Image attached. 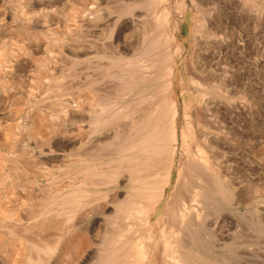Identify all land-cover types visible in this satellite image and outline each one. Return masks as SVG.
<instances>
[{"label": "bare ground", "instance_id": "bare-ground-1", "mask_svg": "<svg viewBox=\"0 0 264 264\" xmlns=\"http://www.w3.org/2000/svg\"><path fill=\"white\" fill-rule=\"evenodd\" d=\"M111 1L112 0H91L92 4L90 3L88 5L87 4L88 0H76L74 3L70 0H30L27 6L28 8L26 7L25 10L20 6H15L13 4L6 6L7 8L4 16L5 20L8 23H17L19 27L26 26L29 29L28 32L39 31L40 33L45 34L46 30L49 28V26L46 24L48 22L56 21L59 16L56 13L57 11L55 10V7L59 5H62V7L65 5L69 6L70 3H72L70 4L71 6L70 10L73 14L69 15L67 19L68 24L73 23L81 34L85 32L87 35V33L89 34L90 30L97 31L102 26L108 28L109 27L108 25H110L111 23H112L111 25H114L115 27V29L111 33H109V36L105 37L106 39L102 38L103 41H107L108 43H110L108 45L105 44L106 42L99 44L100 46L93 45L91 43L92 41L83 42L75 37L76 39H72L69 41L65 40L66 42L64 40H60L57 38L52 39L51 40L52 44L56 48H60V49H53V48L47 49V47L44 48L42 42L39 40L38 42L35 43L34 42L35 39L34 41L32 39L30 40L29 47L21 46L19 48H15L11 50L6 49L7 47L0 48V98L2 99L1 100L2 102L0 104L1 110H6L8 107L7 117L10 121L14 120V117L17 115V111L16 109L15 110L13 109L12 104H13L14 94L17 92V89L19 90V88H17L19 85L16 86L14 82L19 77L18 73L27 74L26 77L22 76L20 78L22 79L21 83L22 81H24L22 83V88L25 89L24 91L26 94V101H29V104L31 105V108H29V110L21 112L25 122L22 126L23 128H21V126H19L17 123L16 125L13 126L8 124V126L10 125L11 127H17L16 129L18 130L22 129L21 131L23 133L28 132V138H30L29 140L35 139L34 142L36 141V146H39L40 149L42 148V146H46L43 144L45 142L48 143L47 142L48 137L51 135V133H53V130L50 128V125L47 122H45L46 119L47 118L48 120L52 119L53 117H55L56 113L58 116L62 113L64 114L65 112H67V114L70 113L69 115L71 116L72 114L75 113V110L69 109L71 108L69 106L65 108L62 105L51 104L49 103V101L51 100L45 102L43 96H46L47 92L38 93L40 91L39 90L36 91L32 87L28 89L27 84L28 82L30 83V81H28V69L31 70V68H35V71L32 70L33 73L32 72L29 73L31 76L34 77L38 75V77H41L46 75L47 79L50 81L49 77L53 76V74H55L56 71L59 69V61L61 59V56L72 60L73 63L78 64L84 62L81 61V59L90 55L91 51L94 52L96 51L97 55L98 54L99 55L102 54L104 56L113 55L112 57H114V59L118 58L117 60L111 59L109 66H118V65L121 66V70L119 69L122 72L121 91L119 93L117 92L118 94L116 97L108 98V100L98 102L100 109H99V116L98 115L97 116L101 117L102 115L104 116L106 114H111V116L116 117L118 115L119 116L121 115L122 123L121 125L119 123L120 126L119 125L114 126V128L116 129L114 130L112 128L110 134L105 135L106 134L105 132L104 137H102L101 143H103L105 145L104 147H106L107 150H109V152L105 151L104 148V153L105 154L110 153V154L108 155L106 154V156H104L105 154L100 152L101 157L102 154H104L103 155L104 158L106 157L111 161L107 165V172L105 178H102L98 184H95L93 182L95 181L94 180L95 178L92 179L91 177L99 176V171L101 169L99 168L100 169L99 170L97 167L93 165L92 166L89 165V163H92L93 160H97L96 157L99 156L100 154H97L96 156L95 155L96 153L94 151H91L92 149H95V147L91 149L93 143L92 142L91 147H89L90 150H88L92 152V153L90 152L92 155L94 152V156L96 157L94 158L93 156L92 158V155L89 152L88 153L86 152L88 149L87 146L90 144H88L87 146L85 145L87 139L90 140V138L93 137V135L96 132H99V130L102 127H105L107 123H110V119L109 120L106 118L105 120L102 119L103 120L102 125L100 124L102 120L94 121V126L93 124L91 125L88 124V127L90 126L89 128L90 130H88L89 135H87L86 132H83L84 134L81 135L77 141L72 140L73 137L68 139L67 136L68 140H66L63 144H59L58 143L59 139H58V142L55 143L56 145L54 144L53 148L50 147L52 149L49 150L51 153L55 152L56 155H53V157L50 158L44 155V151L43 153H39L34 149H28L25 147L21 148L20 151L18 152L15 150V148L16 149L18 148L17 146L19 143H20L19 145H21L20 142L21 139L18 140L17 144L16 143L11 144L9 138L8 141L6 138H4V141L6 139L7 143H5L6 141L5 142L1 141L3 139L2 136L0 142L5 143L2 145L6 147L7 155L11 153L12 156L10 158L14 159L15 156H17L18 158L17 162L18 161L21 162L22 160L21 159L19 160L18 156H21V154L24 156L27 153L28 160L25 162L22 161L23 164L22 163L20 164L22 165V169L24 170L22 174H20L18 170L14 168L12 163H11L12 166L11 164L8 163H5L3 165V169L8 173V177L5 173L3 174L0 173L1 194L4 193L5 195H7V193L5 192L9 190L10 186L13 187L14 190L17 188L18 189L25 188L27 185L20 183V180L23 177L27 179L26 181H28V178H30V180L36 183L37 185L36 187L38 189V190L36 189L38 191L37 193H42L44 189H46V192L45 191L43 192L47 193L48 188H44L45 186L42 187L40 185V182L47 181L49 178H54L51 172L54 169L51 170V168H56L55 167L56 165L55 166L52 165L53 160L55 162L61 161L62 159L60 158V156L61 154H63L61 152H64V150L68 152V150L72 147H74L75 150L77 149L76 151L78 152L77 159H79L81 165L83 166L81 167L82 170L80 172L81 175L84 176L83 181L80 182L79 184L81 185V187L86 185L87 183L86 179L91 178L93 181L91 179L90 180L94 183L92 184L94 188L101 186L102 188L104 187L106 189L107 187L114 186L111 184L112 183L114 184L116 182L117 184L122 183L125 187L130 186V191L128 190L127 192H124V191L116 190L115 193H113V195L110 193V195H112L110 197H106L104 194L106 199L105 197H103V195L102 197L106 200V202L99 205L96 204L97 206L95 207L96 208L95 210L98 211V214L100 211L101 214L107 216V217H103L107 219L106 221L107 223L109 220V228L107 227L108 230L106 228L107 225H104L105 228H103L106 229L105 230L106 233L105 231L104 233L105 235H108V237L105 238L104 240L101 239L102 241L99 240V233L101 231L98 230L96 222L93 226L92 225L84 226V225H80L81 222L78 219V217L75 218L78 221L73 219V222L75 220V222H79L78 224L75 222L72 224V221L70 224L71 218L68 219L69 221H67L66 218L64 222L67 221L70 226L68 225L69 226L68 228L65 227L66 229L60 227L57 228L61 224H64V223H61L60 225L58 224V226L56 225L57 227L53 226V224L54 225L55 223L57 224L56 221H58L60 217L58 216L59 219L58 217H56L55 223L52 224V222L49 220L52 219L54 216L53 217H49V216L50 213L54 212V210H46V212L44 210L43 211L44 215L43 214L42 215L44 217L46 216L50 218L49 220H46L47 223H37V224L33 223L28 225V222L31 219H33L34 216L33 214L31 213L29 214L27 211L23 209L17 210L15 207L10 206V204H12V201L0 202V258L4 257L3 259L5 264H35L34 262L35 260L36 262L38 261L36 264H217V262L213 258L216 254L214 255L213 250L207 248L201 242L200 229L201 230L204 229L205 232H208L207 231L208 228L216 229L217 224L219 223H223V225L226 222L229 224L234 223L233 219L231 217H228L229 215L226 216L223 214L227 210L225 206L228 205L230 202H232L233 199L235 200V197L237 198L238 196L236 190H233V188H235L234 187L235 183H234V175H233L234 173L232 172V168H233L231 161L232 159L227 158V156H225L220 151L222 144H223L222 147L223 148L225 147L223 141L224 139L221 140L223 135L220 136L219 138L218 136L219 134L217 132L216 134L213 132V130L205 126L203 127L200 126L201 128L196 127L197 130L193 131L195 127L191 128L193 127L192 121H190L188 116L186 118L185 115H183L182 117L186 118L184 119L186 120V122L185 124L183 123V125H181L182 127L180 130L181 132H179L178 127L179 124L182 122H181V118L179 117L180 116L179 103L174 99L175 85L173 78L174 77L173 64L175 62V56L179 54L178 53L179 50L174 52L173 49L174 37L169 33L170 25L168 18H170L169 15L171 14V13L169 14L170 7L166 6L163 9H161L160 7L161 2H159V0H146L143 3H139V2L137 3L136 1L138 0H122L121 1L122 3L119 1L121 4L126 2V4H124L126 11L125 14H123L124 16H122L119 19H112L111 15H108L109 13L108 14L106 13V9H102L101 7L104 4L111 3ZM194 1H195L194 7H196L198 11L196 27L193 31L194 47L192 49L193 50L192 72L194 73L195 77L189 78V81L191 82V84L189 85H191L192 89L194 90L195 92L194 95H196L195 97L201 99L202 101V106H203L202 109L205 118L211 117L212 119L215 113L214 109H216V107L218 106L215 103L217 99L214 96H212L213 92L210 90V87H208L203 81L204 79L205 80L208 79L210 76L213 77L214 75H217V71H219L220 68H223L221 63L223 60H225V58H227V52H225V50L221 45L216 46L217 43L215 41L209 42L210 39L212 40V37L216 36V33L217 34L222 33L221 30L223 28L221 26V22L217 20V18H215L216 16L215 12L213 11H210L209 13L205 12V8L207 9L208 6L210 7L211 3H209L206 0H194ZM167 3L169 2L167 1ZM120 6L122 8V5ZM62 7L60 6V8ZM97 7H99V10ZM117 7L118 6H116V8ZM109 8L110 7H108L107 9ZM49 10L51 11L48 12ZM174 21L175 20H173V22ZM100 25L102 26L100 27ZM92 31L91 33L93 34V32L95 31L93 32ZM136 32L138 33L137 35L138 37H135L137 39L136 41H134L132 39V35H134V33ZM80 33L77 34L76 36H79ZM80 36L84 37L85 35L83 34ZM50 37L51 36H49V38ZM46 38L48 37L46 36ZM202 38L204 39L202 40ZM33 42L35 44H32ZM56 53H58V55ZM43 54L44 57L42 56ZM101 58L103 59V57ZM46 61L48 62L47 65L44 64ZM86 62H89V60ZM10 70H11V75L9 76H11L13 80L8 81L5 78V74ZM116 70L118 71V69ZM112 71L114 73V70ZM87 73H89V71ZM115 73H116L115 75L119 74V72L117 73L116 71ZM222 76L223 77L220 78L222 80V83L220 80L221 84H219L217 88H224L228 91V87H231V85L228 84V80H226L227 77L224 76V74ZM59 78L60 77H58L57 79ZM118 79H120V77L116 78V80ZM54 80L56 82V78ZM81 82L78 83L82 84ZM83 84L80 85V87L81 86L85 87L89 85V84L87 85V82L85 85ZM63 86L64 85H62V87ZM111 88L109 87V90ZM213 88L214 90L216 89L215 87ZM236 88L231 89L233 93L237 91ZM55 89L57 90V88ZM99 90L101 91V89ZM63 91H65L64 88ZM56 93H60V92L57 91ZM38 97H43V98H40L41 100L39 101ZM61 99H55V100H57V103H59L58 100L63 101V99L62 100ZM81 99L82 98H80V100ZM53 100L52 103L56 102L55 100L54 101ZM19 101L22 102V98ZM73 101L75 102V100ZM81 101L78 100L79 103ZM120 101H122L121 102L122 107L117 111L118 113H115V108H117L115 104ZM73 103L70 104V106H72ZM80 105L81 104H79V108H81ZM74 106H75L74 108H76L77 103L76 105L74 104ZM94 106L96 107V105ZM82 109L84 108L82 107ZM45 111L46 114L48 111H50L49 116L47 115L48 117L46 119H44V117L43 118L41 117V116H45ZM91 112L94 111H90V113ZM96 113H98V111ZM67 114H65V116ZM85 115L86 117L87 116L90 117L88 114ZM71 117H73V115ZM79 117L78 119H80L82 116L80 118ZM108 118L111 117L109 116ZM202 118L204 117L202 116ZM58 120L60 122V119ZM88 120L90 121L89 118ZM5 127L6 126H4L3 129H5ZM80 129L81 128H79V131ZM66 131L64 130L63 134H65V132L66 134L73 133L72 130H70L71 132L69 130ZM20 133L21 132H18V134ZM5 134L3 135L5 136ZM61 135L62 134H60V136ZM76 135H78V133ZM71 136L74 135L71 134ZM180 137H181V144H180ZM11 141L14 143L13 140ZM97 142L94 141V143ZM94 143L93 146H95ZM99 145L101 146V144ZM84 146L87 147V149ZM83 149L86 150L83 151ZM100 151H102V149H100ZM181 151L183 153V156L180 158V160H177V154ZM7 155L5 153H2L0 154V157L5 159ZM68 156L71 157L70 154ZM57 158L60 159L57 160ZM234 158L233 160H235ZM72 159H74V161L77 160L76 158H72ZM72 159H70V161H72ZM67 160L65 161V159H63L62 161L65 163L67 162V164H69L68 163L69 160L68 161ZM176 167H177L176 171L178 172L179 170V174H180L179 178L177 179L172 195L168 198V201L163 211V215L158 219L157 227L154 228L151 225L152 217L154 214H156L158 205L161 203L162 200L166 198L167 188L171 189L172 180H173V170ZM59 168L60 167H58V170ZM61 170L63 171L64 169ZM64 171L66 172V170ZM13 172L17 173L18 177L14 178L12 176ZM58 173L59 172L57 171V174ZM74 173L72 174L74 175ZM61 175H63V173ZM224 176L226 177L227 180L224 179ZM61 186L64 187L63 184ZM55 187L56 186H54V189L57 188ZM59 187L60 186H58V188ZM79 187L80 186H78L77 188L76 186L75 188H77L78 190ZM81 187L78 191L81 190ZM52 189L53 188H50V190ZM72 189L61 190L60 188V190H57L58 192L57 196L61 197L63 194L73 196L77 193V191L76 189L72 191ZM240 191H242V189H240ZM54 192L55 191L53 192L50 191L47 194L49 193L54 194ZM81 192H83V190H81ZM256 192H254V195L257 194ZM93 193L95 192L93 191ZM247 194L249 193H247L246 191V196ZM252 194L253 193L251 192L249 195ZM244 195L245 194H242L241 196L243 197ZM80 196L83 197V195ZM8 197L10 198V196H6L7 199ZM82 197H80V199ZM250 198L251 197L247 198V200ZM69 200L70 199H68L67 201ZM240 200H239L240 203L241 201H243V203L247 201V200L246 201L244 200L240 201ZM46 201L45 203H47ZM60 201L61 204L63 202L62 205L65 204L64 200H60ZM72 201L73 200H71V202ZM74 201L78 202L79 197H76ZM81 201L82 199L80 200V202ZM83 201L86 202L84 198ZM16 202L18 203V198H15L14 203ZM37 202L39 201H36V203ZM36 203L33 202V204ZM73 206L72 207L68 206V208H70L75 212L76 208L79 207V203H77L74 207ZM53 209H55V207ZM87 210H89V208ZM85 213L86 212L79 213V215L81 214L80 216L82 217V214H84L83 218L89 217ZM99 219L101 218H98L97 220ZM260 220H257V223L258 226L262 227ZM262 220H264V218ZM39 227L41 228V230L38 233L39 235L41 234L42 236L41 235L39 236L38 233L35 234H37V236H39L40 239L41 237L43 238L42 241L38 244L37 242H35L37 237L34 238L33 237L34 233H32L31 231L34 228L38 229ZM37 231L35 230V232ZM221 232L223 233L226 231L222 230ZM209 234H206L207 238ZM43 235H45V237ZM64 235H66L67 237L72 236V239L77 240L75 247L69 244V242H71L70 241L71 238L68 237L66 238V240H64L67 241V239H69V241H67L68 243L67 246L65 245L66 243H64V245L66 246L65 247L66 250L64 251V249H60L61 240L64 237ZM229 236H227L228 238H226V240L227 239L230 240V237L234 236V234H232L230 237ZM252 236L258 237L256 235H252ZM54 237L57 238V239L55 238V242L53 241ZM235 237L236 236H234V238ZM221 238L224 237H222L221 235ZM223 242L224 243H219L218 245L214 244L215 245L214 249H220V248L226 249L227 247L229 248V244L226 243L225 240H223ZM261 242L264 243V241ZM30 243H34L36 245V246L33 245L37 248L36 249L33 247L34 249L37 250L36 253H38L36 258L34 257L35 251L33 250V248H31L32 245ZM263 243H261V245H264ZM258 244L259 243H257L256 245ZM257 248L260 249V247L258 246ZM70 250L71 251L73 250L74 254L76 251L77 256L76 255L74 256V254L72 256L67 255L66 251L68 252ZM256 250L255 252L258 251ZM80 251L82 252V254L78 255ZM258 255H261L262 258L264 259L263 253L259 254L258 252ZM258 262L259 261L256 262L255 259V263Z\"/></svg>", "mask_w": 264, "mask_h": 264}, {"label": "rangeland", "instance_id": "rangeland-1", "mask_svg": "<svg viewBox=\"0 0 264 264\" xmlns=\"http://www.w3.org/2000/svg\"><path fill=\"white\" fill-rule=\"evenodd\" d=\"M29 1L30 0H0V41H1L0 43L2 44V46L0 44V46H1L0 48H6L7 47L6 49L11 50V49L19 48L21 46L29 47L30 40L32 39L34 41V39H35L34 42L36 43L40 40L42 42L44 48L47 47V49H52V48L53 49H60V48H56L52 44L51 40L55 39V38L60 39V40H64V41L65 40L69 41V40L77 38L78 40L83 41V42L84 41H86V42L92 41L91 43L93 45H99V44H102L105 42H106L105 44H107V45L110 44L107 41H103V39H106L105 37L109 36V33H111L115 29L114 25H111L112 23L110 25H108L109 26L108 28L100 25V27L102 26L103 28L102 27L99 28L97 30L98 33L96 30H93L96 32V34L92 30H90L89 34L87 33V35L85 32H83V34L85 35L84 37L80 36L83 34H81L78 31V29L76 28V26H74L73 23L68 24L67 19H68L69 15L73 14L70 10L71 9L70 4H72V3H70L69 6L65 5L62 7V5H59V6L55 7V10L57 11L56 13L59 16H58L56 21L48 22L46 24L49 26V28L46 30L45 34L40 33L39 31L28 32L29 29L26 26L25 27H22V26L19 27V25L17 23H8L5 20L4 16H5L7 5L13 4L15 6H20L21 8H24V10H25V8L29 4ZM70 1H72L74 3L76 0H70ZM119 1L121 2L122 0H112L111 3L104 4L101 6L102 9H106V13L107 14L109 13L108 15H111L112 19H119L122 16H124L123 14H125V12H126L125 6H124V4H126V2L123 1L124 3L121 4L122 2L120 3ZM145 1L146 0H138L136 2L137 3L138 2L143 3ZM167 1L169 3H167ZM206 1L211 3V6L210 7L208 6L207 9L205 8V12H207V13H209L210 11L215 12V14H216V16L214 14L215 18H217V20H219L221 22V26L223 27L221 30L222 33H218V34L216 33V36L212 37V40L210 39L209 42L215 41L218 44V45L216 44V46L221 45L223 47V49L225 50V52H227V58H225V60H223L221 63L223 68H220L219 71H217V75H214L213 77L210 76L208 79H206V80L204 79V81H203L208 87H210V90L213 92L212 96H214L217 99L215 103L218 106L217 107L215 106L216 109H214L215 113H214V117H212V119H211V117L205 118V116L203 114V109H202V107H203L202 101H201V99H198L197 97H195L196 96V95H194L195 92L192 89L191 85H189V84H191V82L189 81V78L195 77L194 73L192 72V55H193L192 49L194 47L193 31L196 27V20L198 18V11H197L196 7H194L195 1L194 0H166V2H165V0L164 1L159 0V2H161V6H160L161 9H163L166 6L170 7L169 8V14L171 13L172 15L170 14L171 16L169 15L170 18H168L169 25H170L169 33H170V35H173V37H174V41H173L174 52L179 50V52H178L179 54L175 56V62L173 64V66H174V77L173 78H174V85H175V97H174V99L176 101H178V103H179V106H180V111H179L180 116L179 117L181 118V122H182L179 124V127H178L179 132H181L180 131L182 128L181 125H183V123L185 124V122H186V120H184V119H186L188 116V118L190 119V121H192V124H193V127H191V128L195 127L193 129V131L197 130L196 127L201 128L200 126H202V127L205 126V127H208L209 129L213 130L214 133L217 132L219 134L218 135L219 138H220V136L223 135L221 140L224 139L223 141H224L225 147L223 148L222 147L223 144H222L220 151L225 156H227V158L232 159V160L231 159L230 160L232 161V165H233L232 172L234 173L233 174L234 175V183H235V185H237V186L234 185L235 188H233V190H236L238 196H237V198L235 197V200L233 199L232 202H230L228 205L225 206V208L227 210L223 213L226 216L229 215L228 217H231L233 219L234 223L229 224L226 222V223H224V225H223V223H219V224H217V228H216L217 230L214 228L213 229L208 228L207 231L208 232L210 231L209 233H211V234H209L208 232H205L204 229H202V230L200 229L201 242L204 244V246L213 250L214 255L216 254L213 258L217 262V264H264V259L262 258L261 255H258V252H259V254H262V253L264 254V249H263L264 245H261V243H263L261 241H264V220H262L264 218L263 217L264 216L263 215L264 214V0H206ZM12 2H14V3H12ZM90 3L92 4L91 0H88L87 4L89 5ZM171 3H172V6H171ZM120 5H122V8ZM60 6L62 8H60ZM103 6H105V7H103ZM116 6H118V7L116 8ZM123 6H124V8H123ZM108 7H110V8L107 9ZM97 8L99 10V7H97ZM50 11L51 10H49L48 12H50ZM174 12H175V14H174ZM173 15H174V17H173ZM219 17H220V19H219ZM3 20H5V21H3ZM173 20H175V21L173 22ZM6 23H8V24H6ZM91 31L93 32V34L91 33ZM54 33H55V35H54ZM68 33H70V34H68ZM79 33H80V35L76 36ZM137 35H138L137 32L134 33V35H132V39L134 41H136L137 38H135V37H138ZM46 36L48 38H46ZM49 36H51L52 38L51 37L49 38ZM133 36H134V38H133ZM26 39H28V40H26ZM203 39L204 38H202V40ZM46 41H48V42H46ZM34 42L32 44H35ZM240 43L242 44V46ZM56 54L58 55V53H56ZM42 56L44 57V54ZM112 56L113 55H111V56H108V55L104 56L102 54L97 55L96 51L95 52L91 51L90 55L81 59V61H84V62L78 63V64L73 63L72 60L61 56V59L59 61V69L56 71L55 74H53V76L49 77L50 81L47 79L46 75L41 76V77H38V75H36L34 77L31 76L29 73H31V72L33 73V71H35V68H31V70L28 69V81H30V83L28 82V84H27L28 89L32 87L36 91L39 90L40 92H38V93L47 92V95L43 96L45 102L51 100V101H49V103H51V104L62 105L65 108H67L69 106V107H71L69 109L75 110V113H74L75 115L72 114L73 117H71L72 115L71 116L69 115L70 113L67 114V112H65L64 114L62 113L63 115L60 114L58 116L56 113L55 117L50 119L52 122L50 120H48V118H47L49 116L50 111H48L47 114L45 111L46 117L45 116H41V117L42 118L44 117V119L47 118L45 122H47L50 125V128L53 130V133H51V135L48 137V140H47L48 143L45 142L43 144V145H46L47 147L42 146L41 149L39 148V146H36V141L34 142L35 139L29 140L30 138H28V132L23 133L21 131L22 129L18 130V129H16L17 127H11L10 126V125H12V126L16 125V123H17L19 126H21V128H23L22 126L25 122H24V119H23L24 117H22L23 115L21 114V112L29 110V108H31L29 101H26V94L24 91L25 89L22 88V83L24 81H22V83H21L22 79L20 78L22 76L26 77L27 74L18 73L19 77L14 82H15L16 86L19 85L17 87V88H19V90L17 89V92L14 94V97H13L14 99H13V104H12L13 109L14 110L16 109V111H17V115L14 117V120L10 121L7 117L8 107L6 110H1V108H0V110H1L0 111V136H1L0 140L2 139V136H3V139L1 141H4V138H6L8 141V138H9L11 144H15V143L17 144L18 140L21 139L20 140L21 145H19L20 143L18 144V146H17L18 148L17 149L15 148L16 151L19 152L21 148L25 147L28 149H34L39 153H43V151H44V155L46 157L50 158V157H53V155H56L55 152L51 153L49 150H51L53 148V145L58 142V139H59V142H58L59 144H63L66 140H68L69 138H72V137H73L72 140L77 141L78 138L84 134L83 132H86V134L89 135L88 130H90L89 129L90 126L88 127V124H90V125L93 124V126H94V121L102 120V119L105 120V118H106L108 120L110 119V123H107L105 127H102L99 130V132H96L95 133L96 135L94 134L93 137L90 138V140H88V139L86 140L85 146L90 144L87 146L88 149H87V147H85V146L84 147L87 149V151H86L87 153L94 151L96 153L95 154L96 156H97V154H100V152L104 153V148H105V151L109 152V150H107V148L104 147L105 145L103 143H101L102 137H104L105 132H106L105 135L110 134V132L112 131V128L115 130L116 128H114V126L119 125V123L121 125V123H122L121 119L122 118H121V115L120 116L118 115L116 117L114 116L115 117L114 118L113 116H111V114H106L107 117H106V115H104V116L102 115L101 117H98L99 116V109H100L98 102L108 100V98L116 97L117 94L121 91V86H122V83H121L122 82L121 81V77H122L121 73L122 72L120 71L121 66H119V65L118 66H109L111 59H113V60L118 59V58L114 59V57H112ZM101 57H103V59ZM88 60H89V62H86ZM71 62H72V64H71ZM101 62H103V63H101ZM99 63H101V64H99ZM44 64L47 65L48 62L46 61ZM81 64L82 65L84 64L87 67L84 65L82 66ZM116 69H118V71ZM87 70L89 71V73H87L88 72ZM112 70H114V73ZM115 71L117 73L119 72V74L115 75L116 74ZM223 74H224V76L227 77L226 80H228V84L231 85V87H228L229 93L224 88H217L219 86V84L222 83V80L220 78L223 77L222 76ZM9 75H11V70L9 72H6L5 78L8 81L13 80L12 77ZM58 77H60V78L57 79ZM119 77H120V79L116 80V78H119ZM55 78H56V82L54 80ZM62 79H63V81H62ZM87 80H89V81H87ZM108 80H109V82H108ZM220 80H221V83H220ZM105 81H106V83H105ZM49 82H50V84H49ZM78 82H81L82 84L84 83L83 85H85L87 82V85L88 84L89 85L85 86V87H82V86L80 87V85H82V84H79ZM71 83H73V84H71ZM102 83H103V85H102ZM62 85H64V86L62 87ZM100 85H102V86H100ZM105 85H106V87H105ZM107 85H108V87H107ZM111 85H113V86H111ZM100 87H102V88H100ZM109 87L110 88L112 87V88L109 90ZM213 87H215L217 90L216 89L214 90ZM55 88H57V90ZM63 88L65 91H63ZM234 88L237 89V91L235 93H233V91L231 90ZM99 89H101V91ZM102 90H103V92H102ZM52 91H54V92H52ZM57 91H59L60 93H56ZM54 94H56V95H54ZM63 95H64V97H63ZM92 96H94V97H92ZM43 97H38V100L40 101L41 100L40 98H43ZM66 97L68 100L66 99ZM95 97H96V99H95ZM21 98H22V102L19 101V100H21ZM54 98L55 99H61L62 98L63 101L58 100L59 103H57V100H55ZM80 98H82L81 99L82 101L80 100ZM53 99L56 102L52 103ZM1 100L2 99L0 98V104L2 102ZM73 100H75V102L77 103L76 108H74L75 107L74 104L76 105V103ZM78 100L81 102L79 103ZM121 102L122 101L117 102L115 104V106L117 107V108H115V113H118L117 111L122 107ZM64 103H66V104H64ZM72 103H73V105L70 106V104H72ZM79 104L82 105V106L80 105L81 108H79ZM94 105H96V107ZM118 105H120V106H118ZM82 107L84 109H82ZM80 109H82L84 111H82ZM96 110L98 111V113H96L97 112ZM90 111H94V112L90 113ZM186 111H187V113H186ZM65 114H67L68 116L66 115L67 116L66 117ZM85 114H88L91 118L88 116L86 117ZM101 114H102V112H101ZM183 115H185L186 118L182 117ZM69 116H70V118H69ZM84 116H85V118H84ZM109 116L111 118H108ZM202 116L204 118H202ZM78 117L80 119H78ZM88 118L90 119V121L88 120ZM58 119H60V122L62 120V122L60 123ZM93 119H95V120H93ZM103 120L100 123L101 125L103 123ZM17 121H19V122H17ZM50 122H51V124H50ZM8 124H10L9 125L10 127L8 126ZM1 125L6 126L8 129L6 127H5L6 130L3 129L4 126L2 127ZM100 126H98V127H100ZM69 127H70V129H69ZM78 127L81 128L80 131H79ZM64 130L65 131L66 130H69V131L72 130L73 133L66 134V132H68V131H66L65 134H63ZM58 131L60 134H62L61 136L58 133ZM18 132H21V133L18 134ZM107 132H109V133H107ZM77 133H78V135H76ZM3 134H5V136ZM71 134L74 136H71ZM69 135H70V137H69ZM67 136H68V139H67ZM61 138H63V139H61ZM97 138H99V139H97ZM6 139H5V141H6ZM11 140H13L14 143ZM24 140L25 141L28 140V141L25 142ZM7 141L5 143H7ZM94 141L95 142L98 141L97 142L98 144L94 143ZM4 142L3 143L0 142L1 143L0 154L5 153L7 155L6 147H4L2 145V144H5ZM92 142L95 144V146H93ZM51 143H52V145H51ZM91 143H92V147H91ZM227 143H228V145H227ZM99 144H101L102 147ZM180 144H181V137H180ZM226 146H228L229 148ZM50 147H52V148H50ZM89 147H91V149L93 147H95V149L88 151V150H90ZM97 148H99V149H97ZM225 148H227V149H225ZM86 149H83V151ZM100 149H102V151H100ZM69 150H68V152H66V150H64V152H61L63 154H61V156H60V158L62 160L65 159V161H66L68 159L69 161L68 160L67 161L69 164H67V162L66 163L63 162L62 160L56 161V162L53 160L52 165H54V166L56 165L55 166L56 168H51V170L57 169V170H55V172H54V170L51 171L54 178H49L47 181L40 182V185L42 187L45 186L44 188L49 189V190L47 189L48 192L55 191L54 194H51V193L47 194L48 192L45 193L46 189L43 190L45 192L42 191V193H37L38 189L36 187L37 186L36 183L33 182L32 180H30V178H28V181H26L27 179L23 177L25 180L22 178L23 179V181H22V179L20 178L21 179L20 183L26 184L27 186L25 188H21V189L17 188L15 190L13 189V187L10 186L9 190H7V192H5V193H7V195H5L4 193L1 194V192H0V202L12 201V204H10V206L15 207L17 210L23 209V210L27 211L29 214L30 213L33 214L34 215L33 219H31L28 222V225L33 224V223L34 224L35 223L36 224L37 223H47L46 220H49L50 219L49 217H53V216L54 217L49 220L52 222V224L55 223L56 217H58V216L60 217V219L58 217L59 222L56 221L57 224L55 223V225L53 224V226H56V225L58 226V224L60 225L61 223H64L58 227L56 226L57 228L60 227V228H64V229H66L70 226L69 223L67 222V221H69L68 219H70V218H71L70 224H71V221L73 224L76 220L75 218H77V217L81 222L80 225H84V226L85 225H87V226L92 225L93 226L96 222L98 230L101 231L99 233V240H101V239L104 240L105 238L108 237V235H105L106 229H103V228H105L104 225H107L106 228L107 227L109 228V220L107 223L106 222L107 219L103 218V217H107V216L101 214L100 211L98 214V211L95 210L96 209L95 207L99 204L105 203L106 197L112 196L116 190L117 191L120 190V191H124V192H127L128 190L130 191V186L125 187L122 183L117 184L114 181L115 183L111 184L114 186L110 185L111 187H107L106 189L104 187L102 188L101 186L94 188V186L92 184H94V183L98 184L102 178H105L106 172H107V165L111 160H109L106 157L104 158V156H106V154L108 155L110 153H106V154L104 153L105 155L102 154V157L100 154L99 155L101 158L100 159L99 156H97V157L94 156V152H93V155L91 154L92 153L91 152L90 154L92 155V158L94 156V158L96 157L97 160H93L92 163H89V165H91V166L93 165V166L97 167L98 169L100 168L101 170L99 169L100 170L99 176H96V177L92 176L91 177L92 179L95 178L94 179L95 181H93L91 178L86 179L88 185H91V186H88L86 183L85 186L81 187V185H79V184H80V182L83 181L84 176H82L80 172L82 170L81 167H83V166L81 165L79 159H77L78 158V152H76L77 149L75 150L74 147H72ZM45 153H47V154H45ZM65 153H67V154H65ZM179 153L177 154V160H180V158L183 156L182 151ZM16 154H17V152H16ZM50 154H52V155H50ZM69 154L71 155V157L68 156ZM74 154L76 155V157ZM25 155L23 156L21 154V156H18L19 160L21 159L24 162L27 161L28 160V158H27L28 154L26 153ZM11 156H12L11 153H9L7 155V157H5V159L0 157V163H1L0 164V166H1L0 167V173L1 174L5 173L7 175V177H8V173L3 169V165L5 163H8V164L12 163L14 168L17 169L20 174H22L24 172V170L22 169V165H20L22 163V161L17 162V159H18L17 156H15L14 159L10 158ZM60 158H57V160ZM72 158H76L77 160L74 161V159H72ZM233 158L236 160V162H235V160H233ZM70 159H72V161H70ZM4 160H6V161H4ZM60 162H62V163H60ZM70 162H71V164H70ZM12 164H11V166H12ZM60 165H62V166H60ZM72 165H74V166H72ZM58 167H60L59 170H58ZM235 168H238V169H235ZM61 169L66 170V172L64 170H63L64 171L63 172ZM176 169H177V167L173 170V180H172L171 189L167 188L166 198L164 200H162L161 203L158 205L157 210H156V214H154L152 217L151 225L154 228L157 227V221L160 217H162L165 205L168 201V198L172 195V192H173V189L175 188V184L177 182V179L179 178V175H180L179 170L177 172ZM234 170H236V171H234ZM57 171L59 172L58 174H57ZM61 172L63 173V175H61L62 174ZM71 172L72 173L75 172L74 175ZM12 176L14 178L18 177L17 173H14V172H13ZM224 179L227 180L225 176H224ZM64 181H65V183H64ZM88 181L89 182L91 181V182L89 183ZM62 184L64 185V187L61 186ZM72 184H73V186H72ZM120 184H121V187H120ZM67 185H68V187H67ZM54 186H56L57 188L55 187L56 189H54ZM58 186H60V187L58 188ZM65 186L67 189L65 188ZM74 186L75 187L77 186V188H78V186H80L81 190H83V192H81V190L78 191L80 189V187L77 190V188H75ZM49 187L53 188L52 189L53 191L50 190ZM60 188H61V190H63V189L68 190V189L73 188L72 191H74L76 189L77 193L73 196L63 194L61 196L62 197L61 198L60 196H57L58 195L57 190H60ZM96 188H98V189H96ZM240 189H242V191H240ZM34 190H36V191H34ZM256 190H257V192H256ZM18 191H20V192H18ZM93 191L95 193H93ZM246 191L249 194L251 192L253 194L252 195L247 194V196H246ZM254 192H256L257 194L258 193H260V194L257 195L255 193L256 195H254ZM110 193L112 195H110ZM21 194L23 197L21 196ZM104 194L106 197L104 196ZM242 194H245V195L242 197L241 196ZM80 195H83V197ZM86 195H88L89 197ZM102 195H103V197H105V199L102 197ZM6 196H10V198L8 197V199H7ZM74 197L75 198L79 197V201L78 202L74 201V199H75ZM80 197H82L81 198L82 203L80 202V200H81ZM249 197H251V198L247 200V198H249ZM15 198H18V203L17 202L14 203ZM48 198L50 201L48 200ZM83 198L86 202L83 201ZM46 199H47V201H46ZM68 199H70V200L67 201ZM240 199L244 200V201L247 200V201L243 203V201H241ZM44 200L47 203H45ZM60 200H64V203L67 204L69 207L70 206L72 207L74 204L76 205L77 203H79V207L76 208V211L74 212L73 210L68 208L67 205H65V204L62 205L63 202L61 204ZM71 200H73L72 201L73 203L71 202ZM239 200L241 201V203L239 202ZM36 201H39L41 203H39V202L36 203ZM33 202L36 204H33ZM70 202H71V204H70ZM237 202L240 204H238ZM15 204H16V206H15ZM80 204H82V205H80ZM66 206H67V208H66ZM91 206H93V207H91ZM54 207L57 210L53 209ZM88 208H89V210H87ZM91 208H94V209H91ZM257 209H259V210H257ZM32 210H35V211H32ZM44 210H45V212H46V210H54V212H56V213L53 212V213H50L49 217H46V216L44 217L43 216ZM83 211L86 212L85 214H87L89 217L83 218L84 214H82V217H81L80 216L81 214L79 215V213H84ZM258 213H260V214H258ZM41 216H43V217H41ZM258 216H260V217H258ZM66 218H67V221L64 222L66 220ZM80 218L83 220H81ZM98 218H101V219L97 220ZM61 219L63 222L61 221ZM73 219H75L74 222H73ZM104 219H105V221H104ZM257 220H260L262 227L258 226ZM76 221H78V220H76ZM51 222H50V224H51ZM98 222H99V224H98ZM75 223L78 224L79 222H75ZM104 223H107V224H104ZM101 226H103V227H101ZM108 228H107V230H108ZM38 229L34 228L33 229L34 231L32 230L31 232L34 233L35 236L33 234H31V235H33L34 238L37 237L36 240L37 239L38 240L37 241L35 240V242H37L39 244L42 241L43 237H41V239H40L39 236L41 234L39 235L38 232L41 230V228L39 230ZM35 230L36 231L38 230V231L35 232ZM222 230L226 231V232L222 233L221 232ZM104 231H105V233H104ZM212 231H213V233H212ZM6 232H8V231H6ZM35 233H38L39 236H37V234H35ZM229 233H230V236L232 234H234V236H236V237L235 238H234V236L230 237ZM46 234H48V233H46ZM206 234H209L211 237L208 235V238H207ZM213 235H214V237H213ZM221 235L224 238H221ZM252 235H256L258 237H255ZM43 236L45 237V235H43ZM227 236L230 237V240H228V239L226 240V238H228ZM68 237L71 238V240H70L71 242H69V244L71 246L75 247L77 240L72 239V236H68ZM68 237L66 235H64V237L61 240L60 249H64V251L66 250L65 247L67 246V244H68L67 241H69V239H67V241H64V240H66V238H68ZM259 237H261V238H259ZM55 238L56 237H54V239H53L54 242H55ZM257 238H259V239H257ZM223 240H225L226 243L229 244V248L227 247L226 249L225 248L214 249L216 244L218 245L219 243H224ZM214 242H216V243H214ZM64 243H66L65 244L66 246L64 245ZM232 243L235 245H233ZM257 243H259V244L256 245ZM30 244L32 245V247L30 246L31 248H33V247L36 248L35 247L36 245L34 243H30ZM33 245H35V246H33ZM257 246L260 247V249L257 248ZM34 248H33V250L35 251L34 257L36 258L38 253H36L37 248L36 249H34ZM255 250L257 252H255ZM66 253H67V255H70V256H72L74 254L73 250L72 251L70 250L68 252L66 251ZM81 254H82V252L80 251L78 253V255H81ZM75 255L77 256L76 251H75L74 256ZM260 256H261V258H260ZM263 257H264V255H263ZM3 258H0V260H1L0 264H5ZM255 259H256V262L257 261H259V262L255 263ZM34 262L36 264L38 261L36 262V260H35Z\"/></svg>", "mask_w": 264, "mask_h": 264}]
</instances>
